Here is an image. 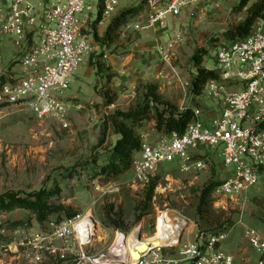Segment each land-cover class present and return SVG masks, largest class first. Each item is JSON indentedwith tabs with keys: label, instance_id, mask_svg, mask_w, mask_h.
Masks as SVG:
<instances>
[{
	"label": "rangeland",
	"instance_id": "obj_1",
	"mask_svg": "<svg viewBox=\"0 0 264 264\" xmlns=\"http://www.w3.org/2000/svg\"><path fill=\"white\" fill-rule=\"evenodd\" d=\"M99 1L89 0L81 16L85 22L83 32L92 40L94 52L73 74L69 90L63 93L65 100L79 106L71 111L69 128L49 120L39 121L28 110L0 108V195L9 191L24 195L59 186L62 192L56 204L73 208L82 217L93 214L99 224L90 244L80 247L74 239L67 244L56 243L65 264H97L104 258L125 263L129 259V237L136 232L145 239L154 237L167 213L189 221L190 228L182 231V234L186 231L188 239L232 228L223 244L224 251L235 257V264H257L258 255L244 238V230L248 227L264 236V174L239 200L216 199L212 194L209 208L198 213L203 189L211 182H221L231 172L223 168L219 152L210 148L201 150L202 155L197 158L208 160V170L188 173L178 161L161 167L151 207L136 222L135 207L145 199L148 186L136 182L133 169L110 181L93 178V173L85 170L96 160L98 164L105 162L119 139L111 131L104 135L105 119L118 110L127 112L134 107L145 85L158 86L164 100L181 111L193 109L195 121L209 125L220 113L221 105L206 90L200 96L194 95L193 81L198 74L194 56L201 50L207 52L202 67L212 70L215 48L229 31L246 20V9L240 11V0H189L179 18L169 19L161 29L138 32L133 26L145 21L144 8L121 31L118 41L107 48L97 42L95 34L103 37L115 16L143 3L146 7L148 0H122L112 17L97 23ZM178 33L184 40L165 62L158 50ZM0 39L3 53L0 77L10 80L21 74L20 51L11 37ZM98 62L104 63L108 71L98 73L95 67ZM111 100L113 103L109 105ZM140 132L148 134L152 143L166 137L156 131L154 121L146 122ZM120 211L123 219L116 228L111 220H118ZM64 221L60 215H54L41 225L24 210L0 215V264H35L32 247L20 255L15 252L16 244L30 238V234L51 232V224L58 226ZM19 222L28 223L23 228L31 232L25 236L18 234L20 229L13 228V224ZM10 248L14 253L7 252ZM44 257L43 264H57L55 258Z\"/></svg>",
	"mask_w": 264,
	"mask_h": 264
},
{
	"label": "built area",
	"instance_id": "obj_2",
	"mask_svg": "<svg viewBox=\"0 0 264 264\" xmlns=\"http://www.w3.org/2000/svg\"><path fill=\"white\" fill-rule=\"evenodd\" d=\"M103 19L112 17L122 0H100ZM89 0H0V38L9 36L20 51L21 74L0 88V108L30 111L39 121H53L69 128L72 109L79 108L63 98L69 90L73 74L94 52L90 37L83 32L81 20ZM189 0H148L146 19L133 26L135 31L158 30L169 19L179 18ZM1 40V39H0ZM176 34L159 48L168 62L183 42ZM0 41V60L2 59ZM219 81H211L207 94L221 105V111L209 125L193 121L183 134L172 133L157 142L142 135L143 145L133 165L136 182L149 186L161 167L181 162L185 172L208 170L207 161L197 158L201 150L219 152L225 170H231L214 189L216 199L235 202L257 185L264 167V14L254 22L246 38L221 41L214 52ZM197 155V156H196ZM85 216L51 224L45 234H30L16 244V253L25 254L32 247L35 264H43L44 256L65 264V257L56 243L67 244L74 239L85 247L95 237L99 224L93 214L89 224L76 228ZM233 229L201 233L196 239L185 237L169 247L149 244L138 260L118 262L104 258L97 264H235V257L224 251L223 244ZM28 228L18 230L24 236ZM244 238L258 255L257 264H264V236L245 227ZM66 247V246H65ZM68 249V248H66ZM9 253L13 250H7ZM175 251V254H172ZM166 252V253H165ZM85 259V257H83Z\"/></svg>",
	"mask_w": 264,
	"mask_h": 264
},
{
	"label": "trees",
	"instance_id": "obj_3",
	"mask_svg": "<svg viewBox=\"0 0 264 264\" xmlns=\"http://www.w3.org/2000/svg\"><path fill=\"white\" fill-rule=\"evenodd\" d=\"M99 5L100 10L97 23L102 20L104 12V6L101 1H99ZM144 8L146 10L147 5L145 7L143 3L141 6L120 12L113 18L103 37L99 38L95 34L97 42L110 48L120 38L121 31L133 23L141 15ZM239 9L240 11L246 9V20L233 31H229L224 41L246 38L249 35L254 22L264 14V0H240ZM205 53L207 52L201 50L194 56L195 63L198 67V74L194 78L192 90L196 97L204 93L209 82L220 80L217 71L207 70L202 67ZM93 58L94 56H92ZM95 67L98 73L104 74L108 71L105 64L101 62L95 64ZM8 81L5 76H1L0 88ZM112 103L113 101L111 100L109 105ZM195 119L196 116L193 109L181 111L178 107L164 100L158 91V86L153 84L145 85L142 95L134 107L127 112L118 110L105 119L103 124L104 135L106 136L108 131H111L114 135L119 136V139L105 162L98 164V160H96L91 166L85 167V170L87 172L91 171L93 173L91 177L93 178H103L108 181L125 175L133 169V165L142 151L143 139L140 130L146 122L154 121L155 129L158 133L164 136H170L172 133H185L188 125ZM257 169L260 175L264 174V167ZM220 183L211 182L203 189L199 200L198 213H203L205 209L209 208L214 189ZM157 184V177H155L151 180L146 190L145 199L135 207L136 222L141 221L147 211H149ZM61 192V188L56 186L53 189L43 188L37 192L24 195L13 191L3 193L0 195V215L9 214L16 210H24L34 215L36 222L41 225L54 215H60L65 220H72L80 214L73 208L55 203L60 198ZM118 218V220H111L116 228L120 227L123 219L122 211L119 212ZM26 225L28 223L24 224L23 222H19L13 224V228L18 227L21 229L26 227ZM225 228L230 229L229 227ZM1 229L2 227L0 226V239L2 238Z\"/></svg>",
	"mask_w": 264,
	"mask_h": 264
},
{
	"label": "bare ground",
	"instance_id": "obj_4",
	"mask_svg": "<svg viewBox=\"0 0 264 264\" xmlns=\"http://www.w3.org/2000/svg\"><path fill=\"white\" fill-rule=\"evenodd\" d=\"M90 216L91 213H88L82 223H79L76 228H82L85 225L89 224L88 218ZM189 225V221L180 217L179 215L174 213H167L158 229L157 234L154 237L145 239L140 236L139 232L133 233L129 237V258H131L132 261L138 260L141 257V254L148 251L149 244L151 243L156 247L174 244L175 241L180 238V234H182L183 229ZM188 228H190V226ZM96 230L97 228L95 229V232Z\"/></svg>",
	"mask_w": 264,
	"mask_h": 264
},
{
	"label": "water",
	"instance_id": "obj_5",
	"mask_svg": "<svg viewBox=\"0 0 264 264\" xmlns=\"http://www.w3.org/2000/svg\"><path fill=\"white\" fill-rule=\"evenodd\" d=\"M183 235V234H182ZM182 235H181V237H180V240H181V238H182ZM180 240H179V242H180ZM178 242V243H179ZM165 247H169V245H166V246H157L156 248H165Z\"/></svg>",
	"mask_w": 264,
	"mask_h": 264
},
{
	"label": "crops",
	"instance_id": "obj_6",
	"mask_svg": "<svg viewBox=\"0 0 264 264\" xmlns=\"http://www.w3.org/2000/svg\"><path fill=\"white\" fill-rule=\"evenodd\" d=\"M124 10V9H123ZM174 19V18H173Z\"/></svg>",
	"mask_w": 264,
	"mask_h": 264
}]
</instances>
